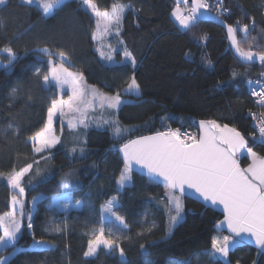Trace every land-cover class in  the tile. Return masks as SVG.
Returning <instances> with one entry per match:
<instances>
[{
    "label": "trees",
    "instance_id": "16d2710c",
    "mask_svg": "<svg viewBox=\"0 0 264 264\" xmlns=\"http://www.w3.org/2000/svg\"><path fill=\"white\" fill-rule=\"evenodd\" d=\"M209 1L230 11L218 18L237 28L242 49L252 51L253 57L264 53V0ZM95 3L100 10H110L114 4L125 7L118 32L115 24L103 31L101 21L98 24L82 0H62L50 15L44 14L39 0L31 4L6 0L0 5L2 37L17 57L9 64L7 56L0 54V62L7 65L0 66V173L5 174L0 176V215L11 211L14 191L6 176L13 170L31 165L22 183L26 197L30 202L43 197L32 229L25 225L19 251L9 264H264V251L246 242L231 249L225 260L209 255L213 238L221 234L217 226L225 217L215 208L182 196L184 219L169 233L172 206L165 184L154 183L136 170L123 186L118 183L124 144L173 129L199 132L202 121L236 129L252 151L264 155V146L253 140L249 113L255 104L246 86L264 72V63H242L229 34L216 24L195 20L181 30L171 17L177 6L173 0ZM213 15L217 17V11ZM244 25L246 33L240 30ZM107 42L114 47H106ZM101 48L106 55L120 51L116 53L119 64H105ZM43 49L54 60L65 53V65L82 73L87 84L130 100L113 116L127 131L116 136L107 120L99 128L76 131L65 124L73 119L63 116L56 124L59 144L35 154L30 138L46 127L48 108L58 99L56 87L47 86L42 78L49 69ZM125 52L135 59L134 67L123 62ZM38 70L40 75L35 74ZM133 76L140 85L139 96L125 93ZM65 194L72 201L68 211L55 201ZM113 198L118 199L114 211L123 223L102 221ZM101 227L105 237L114 235L117 244L99 246L97 254L88 257L91 233ZM34 240H43L49 247L33 248ZM8 251L1 252L0 258Z\"/></svg>",
    "mask_w": 264,
    "mask_h": 264
},
{
    "label": "snow or ice",
    "instance_id": "6c2138e0",
    "mask_svg": "<svg viewBox=\"0 0 264 264\" xmlns=\"http://www.w3.org/2000/svg\"><path fill=\"white\" fill-rule=\"evenodd\" d=\"M31 4L33 0H26ZM40 5L45 15L52 14L57 8L61 7L62 0H39ZM182 3H187L188 0H180ZM6 3V0H0V5ZM84 5H87L95 16L104 21V29L108 30L113 24L117 26V32L122 22L123 5L114 4L111 9L100 10L95 3V0H82ZM193 7L190 9L187 16L183 15L179 8L176 9L174 15L180 21V24L185 28H189L191 23L198 19L197 13L204 16L207 13L210 5L205 0H192ZM204 9V13L200 10ZM220 13L217 10V18ZM243 32H247V25H244ZM230 34H233V44L236 51L246 61L253 59L252 51H245L239 46V42L235 40L237 28L228 27ZM48 56L49 69L43 74V81L47 85L49 81H53L54 85L61 92L59 99H53L48 108L47 125L41 131L35 133L30 139L34 144H38L35 148L36 152H43L46 148L54 147L59 141L53 134L52 124L53 116L59 112L64 115L65 111L75 112L79 114V123L84 124L87 119L89 109L94 107L96 102H99L101 108L107 107L112 109L119 108L121 104L120 95H105L100 93L96 88L89 87L85 82V77L80 72H73L69 67L65 66L67 57L65 53H58L57 59H53L52 53L47 49L42 50ZM0 53L5 54L11 64L17 57L15 52L8 47L0 49ZM126 59L131 61L132 66H135V59L125 52ZM110 60L111 57L109 56ZM259 59L264 61V53L259 54ZM7 67V65H3ZM10 70V69H9ZM36 75H40L39 70ZM250 84L252 82H249ZM67 87L70 90V95L67 99L63 98L64 89ZM13 89V93H15ZM140 85L136 82L135 77L131 78L126 92L139 93ZM257 96L264 95V91H256ZM264 103V100L261 101ZM114 125V134L120 136L127 129L121 128L117 121L112 122ZM71 127L76 124L69 121ZM86 126V125H85ZM200 127L203 129V135L197 139L191 137V143L182 138L179 131H166L153 136H145L136 140H131L124 144L120 151L124 156V169L120 175L118 183L123 186L125 181L131 179L132 165L136 164L147 170L152 182L159 183L163 180L168 188V200L172 206L174 215H169V231L178 222L183 219L181 215L184 211V206L181 201V195L185 193V189H192L199 193L205 201H211L212 204H221L226 215V224L228 229L238 237H242L243 233H247L255 237L257 245L264 249V156L258 155L247 147V141L234 128H229L227 125L221 127L215 121L200 122ZM259 133L261 136V144H264V122L260 124ZM241 149H246L247 154L251 157V164L247 169H242L236 159V153ZM75 151V149H73ZM83 154V149H81ZM31 165L16 171L13 170L7 174V183L13 190H18L22 195L24 187L22 179L27 174ZM5 174L0 173V176ZM64 187H68L67 178L63 181ZM114 200L108 201L105 206V211L110 212L115 216L116 220L123 223V218L112 212ZM56 206L68 208L72 206L71 197L65 194L62 197H56ZM79 206V202H76ZM17 205L19 209L17 211ZM24 203L22 200L12 198V210L6 215H0V251L13 249V254L19 251L15 245L18 239V234L21 231L22 221L24 219ZM27 227H32L31 216L27 217ZM243 239V237H242ZM241 241H233L230 236L221 238H213V252L209 255L219 253L221 256H227L229 248ZM38 244H44L43 240L37 241ZM107 248H112L117 244L114 239L105 237L104 229L101 227L98 232L93 234V239L89 241V248L85 255H93L100 245ZM123 256V249H120ZM0 264H9L8 258H0Z\"/></svg>",
    "mask_w": 264,
    "mask_h": 264
},
{
    "label": "rangeland",
    "instance_id": "374dc122",
    "mask_svg": "<svg viewBox=\"0 0 264 264\" xmlns=\"http://www.w3.org/2000/svg\"><path fill=\"white\" fill-rule=\"evenodd\" d=\"M177 8H179L180 12H181L183 15L187 16V14L189 13V11H190V9H191L192 7H191V5L187 2V3H184L183 6H176V7L174 8V10L172 11V14H171L172 19L176 22V24L179 26V28H180L181 30L185 31V30H187L188 28L185 29V28L180 24V21H179V20L176 18V16L174 15V12L176 11ZM211 13L213 14V12H211ZM100 21H101V28H103V31H105V29H104V21H103V20H100ZM194 22H195V21H193V22L191 23V25L194 24ZM113 25H114V24H113ZM191 25H190V26H191ZM110 29H112V26H111L110 28H108V30L105 31V32L107 33ZM113 31H114V30H113ZM105 46H106V47L109 46V48H113V47H114V46L112 45V43H110V42H107V43L105 44ZM5 47H7V44H6V42L4 41V39H3V37H2V33H1V24H0V49H3V48H5ZM117 52L120 53V51H117ZM117 52H116V51H113V54L108 53V55H106L107 53H106V50H105L104 48L99 49L100 58L105 62V64L110 65V66H114V65L119 64L118 56H117V54H116ZM0 54H1V53H0ZM109 56L111 57L110 60L108 59ZM123 62H124V63H131V61H130L129 59H126L125 56H124V60H123ZM66 63H68V60H66L65 64H66ZM3 65H5V64L0 62V66L3 67ZM65 66H66V65H65ZM66 67H67V66H66ZM69 70H70V69H69ZM70 71H73V70H70ZM73 72H75V71H73ZM85 82H86V81H85ZM86 84H87V82H86ZM87 85H88L89 87L96 88L100 93H103V92H101L97 87L92 86V85H89V84H87ZM47 86H53V87H56V86L54 85V82L51 81V80L49 81V83L47 84ZM56 89H57V92H58V99H59L60 96H61L62 94H61V92L59 91V89H58L57 87H56ZM125 93H126V94H129V95H135V96H139V95H140V91H139V93L137 94V93H135V92L128 93V92H126V90H125ZM70 94H71V93H70V90H69L67 87H65V89H64V93H63V98H64V99H67L68 95H70ZM103 94H105V93H103ZM105 95H108V94H105ZM109 96H111V95H109ZM120 98H121V104H120L119 108H117V109H112V108H107V107L101 108V107L99 106V102H96V103L94 104V107H93L92 109H89V111H88V113H87V119L85 120L84 124H81V123L78 122V121H79V114H78V113L65 111L64 115H61L59 112H57V113L53 116V124H52L53 134L57 137L58 141L60 142L59 134H58L57 129H56V124H57V121L59 120V118H60V117H63V116H69L70 118L73 119V120H70V121H72L73 123L76 124L75 127H71L70 124H69V121L65 122V124H66L67 126H69L70 128H73V129L76 130V131H78L79 129H81V130H83V131H88V130H90L91 128H99V127H97V126H98L99 124H101L102 121L104 122V120H107V124H110V125L113 124L112 122L115 121L113 116L116 115V114L119 112L120 108H121L125 103H128V101H130V100H127L126 98H124V97H122V96H120ZM108 121H109V122H108ZM85 125H86V126H85ZM59 142H58L54 147L46 148L43 152H36V151H35V148L38 146V144H34V142L31 140V144L33 145L34 153H35V154H41V153H44V152H49V151L53 150V149L59 144ZM22 183H23V179H22ZM13 191H14V196L16 197V199H18V200H22L23 203H24V214H25V215H24V219H23V221H22L21 231H20V233L18 234V239H17L16 245H15L16 249H19L18 246H17V243H18V241L20 240L21 236L23 235L25 225L28 224V219H27V217L30 215V216H31V222H33L34 217H35V213H36V208H37L38 202H39L40 200H42L43 197H38V198H36L35 200H33V201L30 202V201H28V199H27V197H26V192H25V190H24V193H23L22 195H20V194L18 193V190H13ZM14 196H13V197H14ZM111 201H112V200H111ZM116 206H118V199H117V198H115V200H114V206L112 207V212H115V211H114V208H115ZM71 207H72V206H70V207H68V208H63V210H64V211H68V210H70ZM18 209H19V206L17 205V211H18ZM11 210H12V206H11ZM115 213H116V212H115ZM171 214L174 215V214H175L174 211H172ZM5 215H6V214H5ZM181 215L183 216V219H184V216H185L184 211L182 212ZM183 219H182V220H183ZM111 220H116L115 216H113L110 212H107V211L104 210L103 219H102L103 223H106V222L111 221ZM182 220H181V221H182ZM181 221H180V222H181ZM168 222H169V221H168ZM180 222H178L174 227H172L170 231H169V223H168V231H169V233H172L173 229H174V228H175ZM31 229H32V227L29 228V230H31ZM98 231H99V230H95V231H93V232L91 233V238H92V239H93V234L96 233V232H98ZM0 234H2V230H0ZM108 236H109V235H108ZM108 236H107L106 238H108ZM109 239H114V235H111V236L109 237ZM114 240H115V239H114ZM37 241H38V240H34V242H33V248L44 249V248H48V247H49V244H48V243L45 242L44 244H38V243H36ZM100 246H102V244H101ZM103 246H104V245H103ZM98 249H99V248H97V250L95 251V253H94L93 255H87V256H88V257H94V256L97 254ZM7 250H9V251H8L7 253L4 254L3 258H5V257L8 258V259H9V262H10V260H11V259L17 254V252H16V254H13V249H12V248H9V249H7ZM4 251H6V250H4ZM4 251H0V253H1V252H4ZM215 254H216L217 256H220L219 253H215Z\"/></svg>",
    "mask_w": 264,
    "mask_h": 264
},
{
    "label": "built area",
    "instance_id": "2783aa9c",
    "mask_svg": "<svg viewBox=\"0 0 264 264\" xmlns=\"http://www.w3.org/2000/svg\"><path fill=\"white\" fill-rule=\"evenodd\" d=\"M205 2L210 5L208 9V11L210 12L219 10V13L223 15L230 14V11L219 6V2L217 1L212 2L209 0H205ZM250 27L251 29H254L255 23L254 22L251 23ZM249 82L252 83L250 84ZM246 86L255 104V108L251 110L249 113L253 121V134H252L253 140L257 142L259 145L264 146V144H261L260 142L261 136L259 133L260 124L264 122V103L261 102L262 100H264V95L257 96L254 94L256 91H264V72L258 78L249 80ZM171 131H179V133L182 134V138L187 140L189 143H191V139H190L191 137H196L197 139L200 138V134L198 130H194L190 132V131H182L179 129H173Z\"/></svg>",
    "mask_w": 264,
    "mask_h": 264
},
{
    "label": "crops",
    "instance_id": "0c3cea01",
    "mask_svg": "<svg viewBox=\"0 0 264 264\" xmlns=\"http://www.w3.org/2000/svg\"><path fill=\"white\" fill-rule=\"evenodd\" d=\"M204 122H207V121H204ZM221 126V125H220ZM221 127H223V126H221ZM229 127V126H228ZM229 128H231V127H229ZM198 129H199V132H200V137L203 135V129L200 127V122H199V124H198ZM237 131V130H236ZM239 132V131H238ZM240 133V132H239ZM241 134V133H240ZM242 135V134H241ZM243 136V135H242ZM244 137V136H243ZM244 139L246 140V138L244 137ZM247 141V140H246ZM247 147L249 148V143H248V141H247ZM255 152V151H254ZM121 153H122V155H123V152L121 151ZM259 155V154H258ZM261 156H264V155H261ZM124 157V156H123ZM236 159H237V162H238V164H239V166L242 168V169H247L248 167H249V165L251 164V162H252V160H251V157L247 154V150L246 149H241L240 151H238L237 153H236ZM243 159H245V160H248V164L247 165H243ZM132 169L133 170H136V171H139V172H141V173H143V174H145V175H147V176H149L148 175V173H147V170L146 169H144V168H142L141 166H139V165H136V164H133L132 165ZM160 182L161 183H163V184H165L164 182H163V180L162 179H160ZM178 194L177 195H180L181 196V201H182V196H184V195H187V196H191V197H194V198H196V199H198V200H200V201H202L203 203H205L206 205H208V206H211V207H213V208H215L216 210H218V211H220V212H222L224 215H225V217H224V219L218 224V226H217V228H218V230L221 232V234L217 237V238H221L222 239V237L223 236H230V237H232V239H233V241H237V240H239V241H241V242H246V243H249V244H251V245H253V246H255V247H257V248H259L260 250H262V251H264V249H261V247L259 246V245H257L256 244V242H255V237H253V236H251V235H249V234H247V233H243L242 234V237H243V239H242V237H238V236H236L234 233H232L231 231H230V229H228V227H227V224H226V215H227V213L225 212V210H224V208H223V205H221V204H212L211 203V201H205L204 199H203V197H201L200 196V194L199 193H196L194 190H192V189H185V193L183 194V195H181L179 192H177ZM183 203V202H182ZM237 245V244H236ZM236 245H234V246H231L230 248H229V251L231 250V249H233ZM229 253V252H228ZM215 256H217L216 254H215ZM218 258H221V259H227V256L225 257V256H217Z\"/></svg>",
    "mask_w": 264,
    "mask_h": 264
},
{
    "label": "water",
    "instance_id": "95a60500",
    "mask_svg": "<svg viewBox=\"0 0 264 264\" xmlns=\"http://www.w3.org/2000/svg\"><path fill=\"white\" fill-rule=\"evenodd\" d=\"M173 2L177 5V6H181L183 5L184 3L180 2V0H173ZM188 3L191 5V7H193V4H192V0H188ZM201 13H204V9H201L200 10ZM197 16H198V19L197 21L201 22V23H213V24H216L217 26L219 27H222L223 29L226 30V32L229 34L231 40H232V47H233V50L237 56V58L244 64H252V63H255V62H263L264 61H261L259 59V57H253L252 60L250 61H246L244 60L242 57H240L239 53L236 51V47L235 45L233 44V34H230L229 31H228V27L225 22H223L222 20H220L219 18H217L215 15H213L210 11H207V13H205L204 16H200V13H197ZM235 40L237 41L236 39V33H235Z\"/></svg>",
    "mask_w": 264,
    "mask_h": 264
}]
</instances>
